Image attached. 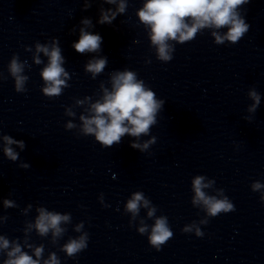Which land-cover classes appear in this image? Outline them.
Instances as JSON below:
<instances>
[{"label": "clouds", "instance_id": "9594fccd", "mask_svg": "<svg viewBox=\"0 0 264 264\" xmlns=\"http://www.w3.org/2000/svg\"><path fill=\"white\" fill-rule=\"evenodd\" d=\"M107 3H116V0H106ZM247 0H147L143 8L139 10L138 16L140 21L151 29V42L157 48L158 58L168 61L172 59L169 55L168 40L183 43L191 40L198 30L205 27L221 28L227 26L229 31L225 36H220L213 32L217 43H222L224 39H228L233 43L237 42L247 31L248 25L237 12V7L243 5ZM87 7V5H86ZM125 4L121 0L117 11L123 13ZM115 19L112 16L103 14L99 23H111ZM84 24L90 21L84 20ZM102 37L98 34H92L80 30L79 41L73 44V48L78 53L97 52L100 50ZM44 52L49 57L48 65L43 69L41 75L47 84L43 89L44 93L51 97L61 93L62 87L65 86V80L61 77H67L65 69L62 67L63 57L59 47L53 45L51 51L47 47L37 45V52ZM40 63L39 59L36 61ZM107 63L106 58L95 59L89 61L86 70L96 74L103 71ZM10 71L16 78V90H22V85L26 77L19 75L22 66L13 59L10 65ZM254 100L259 103V97L255 92L250 93ZM163 101L155 98V93L144 87L143 81H138L136 74L132 71L116 72L112 76V91L104 90L102 102H96L91 105L90 117L81 116L83 121V132L85 134H94L97 141L106 147H112L119 144L121 138L128 134L133 137H140L141 134H148L150 126L156 123V114L161 109ZM255 105L253 106V109ZM68 127H73L69 124ZM7 144H18L24 147L23 141H13L10 137H4ZM150 143V142H149ZM132 148H140L142 151L148 147V143L143 146L133 143ZM5 154L12 160L17 159V154L10 148L4 149ZM204 177L197 176L193 181L195 190V199L193 203L202 202L206 207L210 217H216L221 213H229L234 211V205L229 202L225 196L223 199H216L207 196L202 188L208 187L202 183ZM260 184L253 186L254 190L260 188ZM144 201V206H148V201L144 200L142 193H136L127 203V210L134 214L138 212L139 203ZM5 206H12L11 201H5ZM39 216L35 222V228L40 235H45L49 230L53 231L54 236H59L62 229L59 227L62 221L69 219L66 215L48 212L43 208L38 209ZM155 209H150L148 216L154 215ZM79 230V229H77ZM147 231L146 227H141V234ZM185 232L191 231L190 228L184 229ZM197 235H202L197 229ZM173 232L168 226L166 217H159L155 220V224L148 236V243L157 251L171 238ZM86 236H82L79 240H70L64 245L63 250L72 257L74 254L84 250L87 247ZM9 241L0 237V249H8ZM42 247L35 249V255L41 256ZM8 259L4 264H39L38 260H34L27 253L22 252L19 245H15L7 253ZM45 264H59L55 254L45 262Z\"/></svg>", "mask_w": 264, "mask_h": 264}]
</instances>
